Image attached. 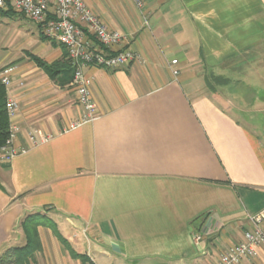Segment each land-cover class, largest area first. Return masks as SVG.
I'll return each mask as SVG.
<instances>
[{"label":"crops","instance_id":"1","mask_svg":"<svg viewBox=\"0 0 264 264\" xmlns=\"http://www.w3.org/2000/svg\"><path fill=\"white\" fill-rule=\"evenodd\" d=\"M83 1L138 59L83 68L98 117L76 127L72 70L54 75L26 49L0 62L18 106L17 154L0 158V264H216L264 210V0ZM11 15L37 28L36 56L62 58ZM245 66L259 79L235 75ZM240 264H264V243Z\"/></svg>","mask_w":264,"mask_h":264},{"label":"built area","instance_id":"2","mask_svg":"<svg viewBox=\"0 0 264 264\" xmlns=\"http://www.w3.org/2000/svg\"><path fill=\"white\" fill-rule=\"evenodd\" d=\"M133 1L137 7L143 4V0ZM7 8L39 24L44 36L65 46L72 62L71 84L75 90L77 104L81 107V115L70 127L96 119L98 113L89 89L91 78L84 74L83 68L90 65L114 69L137 60L138 54L129 47L127 35L109 29L83 0H0V9ZM170 63L175 65L177 60L172 59ZM12 70L11 66L0 70V81L6 90L11 83ZM171 72L173 75L178 73L174 68ZM5 107L9 118L10 135L0 148V158L10 160L17 154L12 140L15 131L13 119L18 106L14 99L7 96ZM27 137L32 144L37 143L34 132L28 131ZM248 218L252 228L244 232L241 241L222 252L216 264H240L243 259L256 256L258 247L264 243V233L260 228L264 210ZM193 237L194 240H199L200 233H195Z\"/></svg>","mask_w":264,"mask_h":264},{"label":"rangeland","instance_id":"3","mask_svg":"<svg viewBox=\"0 0 264 264\" xmlns=\"http://www.w3.org/2000/svg\"><path fill=\"white\" fill-rule=\"evenodd\" d=\"M31 28V32L27 29ZM37 28L30 21H26L17 15L5 16L0 13V62H13L23 63L26 62V58L19 55L21 49H26L36 55L42 56V47L37 42L36 36ZM32 36V39H31ZM258 58L262 55H257ZM261 60V59H260ZM262 59L261 61H263ZM11 64V63H10ZM248 66H245L241 72H235L237 76H243L244 79L251 76L249 79H259L261 76L259 70H247ZM251 74V75H250ZM236 77V76H234ZM246 80V79H245ZM243 86H238L237 90L250 93V90ZM245 90V91H244Z\"/></svg>","mask_w":264,"mask_h":264},{"label":"trees","instance_id":"4","mask_svg":"<svg viewBox=\"0 0 264 264\" xmlns=\"http://www.w3.org/2000/svg\"><path fill=\"white\" fill-rule=\"evenodd\" d=\"M1 12L5 15H8L9 13H14L15 11L12 10L11 8H7V9H1ZM62 47L65 48V46H63V45H62ZM29 57L38 66L46 68L47 70H49L54 75H56L57 73H59L63 70L64 71L72 70V72H73L72 62H71L70 58L68 57V53H67L66 48H65V52L63 53L62 58L60 60H56V61L51 62V63H47L44 60H42L41 58H39L38 56L33 55V54H29ZM6 99H7V90H6V87L4 86V84H2L0 81V148L5 144L6 139L10 135L9 118H8L6 107H5ZM63 243L65 244L64 241H63ZM27 247L29 249L30 248L32 249V246H30V245L29 246L27 245ZM28 253H30V250L28 251ZM77 256H81V255L77 254Z\"/></svg>","mask_w":264,"mask_h":264}]
</instances>
